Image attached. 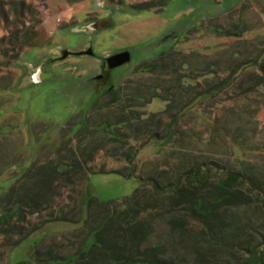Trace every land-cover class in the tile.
<instances>
[{
    "label": "rangeland",
    "instance_id": "1",
    "mask_svg": "<svg viewBox=\"0 0 264 264\" xmlns=\"http://www.w3.org/2000/svg\"><path fill=\"white\" fill-rule=\"evenodd\" d=\"M144 1L124 0L125 7L117 9L110 0H0V38L7 36L10 40L17 33L22 40L17 41L15 36L14 45L19 47L25 37L29 44L14 60L10 59V51L0 59V196L18 180L21 183L33 163L51 159L54 165L55 160L62 162L67 153V157H72V151L79 149L90 152L92 148L94 161L86 166L87 180L67 186L74 193L66 209L79 203L84 190L88 196L105 202L122 201L140 186H146L148 175L157 166L153 164L155 159L166 161L173 148L202 152L229 169H238L240 161L264 167V88L244 97L233 86L209 101L191 106L176 125L185 137L176 147L166 142V138L156 136L143 144L151 132H158L160 137L167 132L169 118L161 111L170 107V103L180 108L198 91L202 92L208 85L204 79L210 73L201 76L195 89L176 91L177 72L171 65L167 63V69L161 65L155 75L148 72V65L177 43L175 51H180V57H188L191 65L187 72L192 77L203 68L205 73L220 72L227 62L254 56L259 45L264 46V0H168V3L156 0L150 6L162 5L161 9L134 6ZM15 7L21 13L15 15ZM95 13L112 15L114 27L101 35L99 41H93L96 50L93 62L81 55L71 56L63 65L52 66L49 61L47 69L60 71L69 65L71 71L35 81L33 75L38 65L54 58L61 48L79 50L91 39L87 17L92 18ZM216 28L225 31L241 28L245 32L240 37H227L216 34ZM1 47L6 49L7 44L0 46V50ZM122 49L131 51L132 61L110 74L125 94L134 93L135 86L146 93L143 101L135 102L138 106L134 110L125 109L124 103H113L112 93L118 88L115 86H99L101 91L112 93H105L98 100L97 82L92 79L94 73L104 69L103 58ZM255 73L256 68H250L245 75ZM209 77L210 81L216 78L212 74ZM157 86L160 89L155 92ZM175 91L169 104L149 99L154 93L168 98V92ZM152 112L160 114L151 119ZM147 116H150L147 122L156 121L154 129L138 130L139 125L148 124ZM129 118L114 134L110 122ZM80 143L90 146L78 149ZM83 224V221L49 222L16 248L0 249L3 256L0 264L28 260L35 246L47 237L62 233L72 236L69 232ZM155 228L163 232L166 224L160 220L155 222Z\"/></svg>",
    "mask_w": 264,
    "mask_h": 264
},
{
    "label": "trees",
    "instance_id": "2",
    "mask_svg": "<svg viewBox=\"0 0 264 264\" xmlns=\"http://www.w3.org/2000/svg\"><path fill=\"white\" fill-rule=\"evenodd\" d=\"M14 11L15 15L21 13L16 7ZM214 26L215 23L211 27ZM219 28H216V34L227 37H240L245 32L241 28L232 31ZM11 36L10 40L7 36L0 38V46L7 44L6 49L1 47L0 59L11 52L10 59L14 60L29 45L25 37L18 47L13 44L14 37L17 41L22 39H18L17 33ZM176 45L149 64L148 72L155 75L161 65L163 69L171 65L177 72L176 91L195 89L201 76L210 72L204 79V84L208 85L180 108L169 104L176 91L168 92V98L152 94L149 99L161 98L170 105L161 111L169 118V125L163 136L151 132L143 144L156 136L166 138V142H172L176 147L185 138L176 125L191 106L209 101L233 86L244 97L264 88L262 45L256 52L252 51L254 56L225 63V70L220 71L226 72L224 75L216 70L205 73L203 68L195 77L188 74L190 61L188 57H180V51H175ZM250 68H256V73L245 75ZM210 74L216 77L213 81H210ZM159 89L160 86L155 87V92ZM145 94L138 87L134 93L125 94L122 87L120 103H124L125 109L134 110L138 106L135 102L143 101ZM126 100L127 103L123 102ZM158 114L152 112L151 119ZM147 119L150 116L146 122ZM129 120L110 122L114 125V134ZM147 123L137 129H144V132L154 129L156 121ZM78 145V149L88 146L86 143ZM84 150L72 151V157H67V153V159L55 160L54 165L51 159L45 163H33L25 172L23 181L18 180L0 196L2 251L16 248L49 222H84L83 226L69 232L72 236L62 233L47 237L35 246L30 259L18 264H264L263 166L240 161L238 169H229L202 152L173 148L166 161L155 159L153 164L157 166L154 173L148 175L146 186H140L122 201L105 202L88 196L84 190L79 203L66 209V203L72 202L74 193V190L68 191L67 186L85 180L89 176V172L85 176L86 166L94 161L92 148L90 152ZM171 159H175L174 163ZM165 176L170 179L164 181L162 177ZM63 192H66L65 196ZM160 220L166 224L163 232L155 228V222ZM150 238L154 239L151 241Z\"/></svg>",
    "mask_w": 264,
    "mask_h": 264
},
{
    "label": "flooded vegetation",
    "instance_id": "3",
    "mask_svg": "<svg viewBox=\"0 0 264 264\" xmlns=\"http://www.w3.org/2000/svg\"><path fill=\"white\" fill-rule=\"evenodd\" d=\"M155 1L156 0H145L143 3H138V4L134 5V6L137 7V8H140V9H142V8H148V9H150V8H157V9H161L162 8V5L161 6H156V5L150 6V4H152V2H155ZM110 2L117 9H120L121 7H125L124 0H110ZM164 2L165 3H168V0H164ZM109 13L111 14V12H109ZM95 14L96 15L93 16L92 18H89L90 15L87 17V20L89 21L87 23L88 26H90L92 23H94L96 21L106 20V19L107 20H110V23L111 24H109V25H107L105 27H102L100 29H93V28L90 27L91 30L89 29L87 33L90 34L91 39L90 40H87L86 41V44L83 47H81L79 50H75V51H70V50L61 48L59 50V53L54 58L49 59V60H45L42 64L38 65L37 68H36V70H35V72H34V75L33 76H35L39 72H43V73L58 72V75H59V74L64 73V72H69V70L71 71V67L69 65L68 66L66 65L65 68H60V71H57L56 69H53V70L47 69L46 67H47L49 61H51V65L52 66L66 64V62L69 60V58L71 56H73V55H78V56L81 55L83 58H88L87 60L90 61V63L93 62L92 60H94L96 58V50L94 49L93 41L95 39L97 41H99L101 35H103L104 33L108 32L109 29H111V28L114 27L113 26L114 21L112 19V15L107 14L108 16H106V15L102 16V15L97 14V13H95ZM195 28L197 29V27H195ZM126 51H129L130 52V54H131V60L128 61V62H126V63H124V64L116 65L115 63L118 60H120V58L115 59V56H118L120 53H124ZM131 61H132V53H131L130 50H127V49H122V50H120V51H118L116 53L110 54L109 56L103 58L101 64L104 66V69L102 71H97L92 76V79L96 80V82H97V86L95 88L98 89V90H96V91H98V93H97L98 94V98H97L98 100L100 98H102L105 93H108V92L109 93H112V91L110 92V91H107V90H104L105 92L104 91H101L99 89L100 87L103 88L104 86L108 85L109 88L110 87L112 88V87L115 86V87H118V88H117V90H114V93H112L113 94V103L114 104H120V101H121L120 100V97H121L120 96L121 95V86H120V83L117 85L112 80L113 78H111L110 71L113 70V69H117V68H120L122 66H125V65L131 63ZM146 63H148V62H146ZM54 76H57V74L54 75ZM54 76H52V77H54ZM52 77H50V78H52ZM45 79H47V78H45ZM45 79H43V80H45ZM135 87H137V86H135ZM156 99L157 100H160V101H163V102H166V101L162 100L161 98H156Z\"/></svg>",
    "mask_w": 264,
    "mask_h": 264
},
{
    "label": "water",
    "instance_id": "4",
    "mask_svg": "<svg viewBox=\"0 0 264 264\" xmlns=\"http://www.w3.org/2000/svg\"><path fill=\"white\" fill-rule=\"evenodd\" d=\"M109 24H111L110 20H107V19L106 20H99V21L92 23L90 25V27L93 29H100V28L105 27ZM118 58H120V60H118L115 64L121 65V64H124V63L131 60V54L129 51H126L124 53H120L118 56H115V59H118ZM56 74H58V72H48V73L39 72L33 78L35 81L38 82V81H41L45 78H50Z\"/></svg>",
    "mask_w": 264,
    "mask_h": 264
}]
</instances>
